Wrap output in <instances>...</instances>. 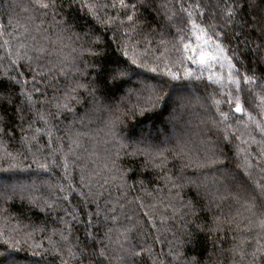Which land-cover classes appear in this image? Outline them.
Instances as JSON below:
<instances>
[{"label":"trees","instance_id":"16d2710c","mask_svg":"<svg viewBox=\"0 0 264 264\" xmlns=\"http://www.w3.org/2000/svg\"><path fill=\"white\" fill-rule=\"evenodd\" d=\"M125 3L0 0V82L19 81L0 92V264H93L101 250L105 264H130L133 250L135 264H252L258 247L264 264L259 9L225 24L233 0ZM181 5L236 32L239 74L187 60Z\"/></svg>","mask_w":264,"mask_h":264},{"label":"snow or ice","instance_id":"6c2138e0","mask_svg":"<svg viewBox=\"0 0 264 264\" xmlns=\"http://www.w3.org/2000/svg\"><path fill=\"white\" fill-rule=\"evenodd\" d=\"M37 7L41 9H49L50 7H54L55 0H34ZM73 3H76L77 0H72ZM121 7H129L125 3V0H119ZM86 7H89L91 10V5H87L86 3L83 5ZM115 6V5H113ZM131 7H135V5H132ZM195 9H200V3L197 2L194 5ZM219 7V6H218ZM248 8H252L254 11L256 9H259L258 16H259V22L253 26L254 31L256 29L259 30V39L261 40V43L256 45L255 51L259 53H264V0H233V3L230 5H225V8L222 9L223 12V18L225 21V24H227L228 21H232L233 17L240 11V10H246ZM181 9L186 12L187 16L189 17L188 23L190 24L189 32H192L195 34V46H193L192 43H185L183 45V50L185 53H187V60L191 63L197 64V65H204L208 68H211L213 64L219 63L221 60H226L230 67L233 69H236L235 63H233L232 57L228 55L229 52V44L231 43L232 39L236 36V32L233 31L229 33L225 30L223 26L217 28L216 25H212L209 27L208 25L199 24L194 19H191L192 12L189 11L187 8H185L183 5H181ZM198 14L200 16H204V11H198ZM128 19L131 20L132 16L129 15ZM213 19H216V17H213ZM0 27H3L0 25ZM232 55L239 60L241 53L233 51ZM135 63V61H133ZM258 64L261 66H264V56H262L261 60L258 61ZM241 66H243V61H241ZM153 72H155V69H152ZM250 71H253L250 69ZM237 74H239V69H236ZM122 74V73H121ZM116 70L113 69V78H115ZM169 76L173 80H179L181 77L176 73H168ZM186 76L190 77L191 72L190 70H187L185 73ZM228 78L230 82H234L237 85L240 83L239 78H234L233 74L231 72L228 73ZM243 82L246 85L250 86H256L258 84V79L253 75H248L247 73L243 74L242 76ZM7 80L10 82L9 84H5L4 82H0V92L7 91L8 87H11L14 83H19V81H15L14 78L8 77ZM26 84L27 81H24ZM260 84H264V80L259 81ZM250 90V89H249ZM237 91H239V88L237 87ZM3 97H0L2 99ZM30 99V96L28 97ZM230 105H234L233 110L236 113L239 114H245V108L243 106L242 101L237 98L235 100L229 101ZM59 107V105H58ZM43 119V117H41ZM251 115L248 114V119L251 120ZM219 161L213 160L210 161V163H218ZM41 167H44V165H41ZM247 167H251V165H247ZM261 171L264 172V167L261 168ZM249 177L251 176V173H248ZM255 188L259 190V193L261 196H264V183L256 182ZM92 221L89 220V224L91 225ZM264 223V222H262ZM87 236H92L91 233H86ZM94 239V237H92ZM261 248H257L254 252L251 253L254 260L252 264H255V258L257 256L258 252H261ZM83 252V250H82ZM69 254L75 256L76 254L72 252L71 249H69ZM141 255L140 252H136L135 250L131 251L129 253L130 264H135V257ZM241 257L244 256V252L241 251L239 253ZM89 259L93 260V264H105V261L109 259L108 255H106L105 251L101 250L98 253H92L88 256ZM4 264H12V258L8 257L4 261ZM66 264V262H65Z\"/></svg>","mask_w":264,"mask_h":264},{"label":"rangeland","instance_id":"374dc122","mask_svg":"<svg viewBox=\"0 0 264 264\" xmlns=\"http://www.w3.org/2000/svg\"><path fill=\"white\" fill-rule=\"evenodd\" d=\"M188 99L190 100L191 98H190V97H188ZM242 180H245V179H242Z\"/></svg>","mask_w":264,"mask_h":264}]
</instances>
